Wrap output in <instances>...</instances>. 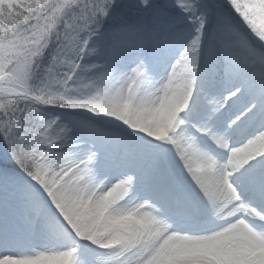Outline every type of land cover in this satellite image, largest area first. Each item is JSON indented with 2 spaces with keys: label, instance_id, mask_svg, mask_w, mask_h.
Returning a JSON list of instances; mask_svg holds the SVG:
<instances>
[{
  "label": "snow or ice",
  "instance_id": "1",
  "mask_svg": "<svg viewBox=\"0 0 264 264\" xmlns=\"http://www.w3.org/2000/svg\"><path fill=\"white\" fill-rule=\"evenodd\" d=\"M0 264H264V0H0Z\"/></svg>",
  "mask_w": 264,
  "mask_h": 264
}]
</instances>
